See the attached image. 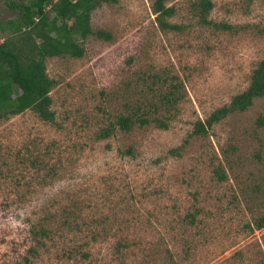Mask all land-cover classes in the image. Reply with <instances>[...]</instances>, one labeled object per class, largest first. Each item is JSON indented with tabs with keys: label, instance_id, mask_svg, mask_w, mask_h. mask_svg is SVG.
I'll return each mask as SVG.
<instances>
[{
	"label": "rangeland",
	"instance_id": "1",
	"mask_svg": "<svg viewBox=\"0 0 264 264\" xmlns=\"http://www.w3.org/2000/svg\"><path fill=\"white\" fill-rule=\"evenodd\" d=\"M195 1L164 0V31L153 0L101 3L107 39L43 60L53 120L0 118V264H264V96L193 132L246 88L264 0H210L206 23ZM117 115L146 122L104 136Z\"/></svg>",
	"mask_w": 264,
	"mask_h": 264
},
{
	"label": "trees",
	"instance_id": "2",
	"mask_svg": "<svg viewBox=\"0 0 264 264\" xmlns=\"http://www.w3.org/2000/svg\"><path fill=\"white\" fill-rule=\"evenodd\" d=\"M0 1L8 9L16 10L14 18L0 20V118L4 119L29 109L40 120L51 122L54 112L50 108L48 91L54 81L47 76L43 60L60 54L80 57L83 48L77 39H83L90 33L107 39L109 36L103 30H91L89 13L101 3H114L117 0ZM151 7L160 30L179 29L176 24L165 20L171 14L172 7L165 6L164 0H153ZM211 7L210 0H196L192 5L202 23H206V15ZM262 96L264 54L251 69L246 88L234 94L227 104L212 110L203 122H195L193 132H206L213 123L228 113L244 110L253 98ZM155 121L157 125H161L159 120ZM135 122L141 125L146 119L117 115L103 135L107 134L109 128H114L113 126L129 130ZM215 174L218 180L223 178V174ZM262 227L264 215L253 219L249 229Z\"/></svg>",
	"mask_w": 264,
	"mask_h": 264
}]
</instances>
